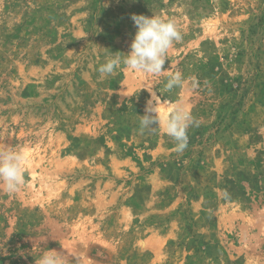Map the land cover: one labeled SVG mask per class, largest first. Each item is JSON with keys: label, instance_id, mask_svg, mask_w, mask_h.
Wrapping results in <instances>:
<instances>
[{"label": "rangeland", "instance_id": "rangeland-1", "mask_svg": "<svg viewBox=\"0 0 264 264\" xmlns=\"http://www.w3.org/2000/svg\"><path fill=\"white\" fill-rule=\"evenodd\" d=\"M133 14L176 19L168 71L100 74ZM145 87L194 117L182 153L140 131ZM20 147L0 264H264V0H0V150Z\"/></svg>", "mask_w": 264, "mask_h": 264}, {"label": "clouds", "instance_id": "clouds-1", "mask_svg": "<svg viewBox=\"0 0 264 264\" xmlns=\"http://www.w3.org/2000/svg\"><path fill=\"white\" fill-rule=\"evenodd\" d=\"M131 20L134 22L136 32L129 46L130 51L127 54L117 52L115 56L101 64L97 71L105 76L113 75L121 65L134 73L159 75L168 71L165 68L166 54L174 42L182 40L176 19L173 17L165 19L158 15L149 18L133 14ZM184 83L182 73L176 71L167 79L165 90L183 87ZM191 87L193 90L199 87L195 77L191 78ZM145 88L150 99L146 101L145 114L140 116V131L142 133L156 131L154 126L158 127L163 122L164 131L175 141V151L182 153L187 148L188 129L195 123L194 117L178 103L169 102L171 104L168 109L169 115L162 118L160 112L164 101L153 88ZM26 153L27 150L23 147L0 150V184L8 194L17 193L26 183L22 169V164L27 158ZM35 264H69V260L57 250H46L42 251Z\"/></svg>", "mask_w": 264, "mask_h": 264}]
</instances>
